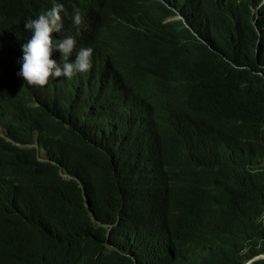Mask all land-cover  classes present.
Wrapping results in <instances>:
<instances>
[{"label": "trees", "instance_id": "trees-1", "mask_svg": "<svg viewBox=\"0 0 264 264\" xmlns=\"http://www.w3.org/2000/svg\"><path fill=\"white\" fill-rule=\"evenodd\" d=\"M85 1L94 27L119 39L116 78L36 86L13 58L25 19L51 0H0V264L263 254L264 5ZM58 2L75 34L80 0ZM173 9L184 19L168 21Z\"/></svg>", "mask_w": 264, "mask_h": 264}, {"label": "clouds", "instance_id": "clouds-1", "mask_svg": "<svg viewBox=\"0 0 264 264\" xmlns=\"http://www.w3.org/2000/svg\"><path fill=\"white\" fill-rule=\"evenodd\" d=\"M260 5H264V0H259ZM173 10L175 15L168 21L184 19L181 13ZM62 14L68 15L63 3L51 0V7L34 18L25 19L24 29L29 34L20 46L21 53L13 58V61L20 58L16 75L24 83L36 86L46 85L49 79H71L78 73V79L99 77L102 81L112 82L116 74L109 53L121 48L119 39L108 30L94 27L95 14L85 0H80V6L71 16L75 34L66 31ZM0 128L3 136L1 124Z\"/></svg>", "mask_w": 264, "mask_h": 264}, {"label": "water", "instance_id": "water-1", "mask_svg": "<svg viewBox=\"0 0 264 264\" xmlns=\"http://www.w3.org/2000/svg\"><path fill=\"white\" fill-rule=\"evenodd\" d=\"M262 259H264V253L252 258L249 262H247V264H252L253 262L257 260H262Z\"/></svg>", "mask_w": 264, "mask_h": 264}, {"label": "rangeland", "instance_id": "rangeland-1", "mask_svg": "<svg viewBox=\"0 0 264 264\" xmlns=\"http://www.w3.org/2000/svg\"><path fill=\"white\" fill-rule=\"evenodd\" d=\"M2 132H3V129L0 128V134H3ZM39 153H40L39 155L41 158L44 157V151L42 149H39Z\"/></svg>", "mask_w": 264, "mask_h": 264}]
</instances>
